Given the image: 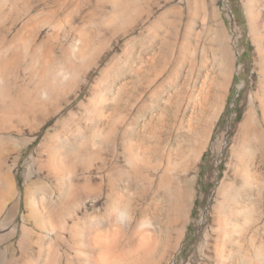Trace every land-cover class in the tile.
Listing matches in <instances>:
<instances>
[{"label":"bare ground","instance_id":"obj_1","mask_svg":"<svg viewBox=\"0 0 264 264\" xmlns=\"http://www.w3.org/2000/svg\"><path fill=\"white\" fill-rule=\"evenodd\" d=\"M172 2L0 0V127L8 134L0 143V229L12 241L3 249L17 264H163L175 249L189 194L178 171L183 161L175 160L185 152L183 145L173 146L182 121L171 100H192L196 83L208 82L212 58L222 63L216 32L225 20L217 9L190 0L188 26L176 30L170 42L152 19L155 13L161 21L176 12L184 17ZM6 6L10 11L4 14ZM245 10L255 78L238 125L241 153L231 187L246 192L217 220L219 233L210 239L203 264H264V178L253 169L264 149V0H250ZM88 24L107 33L101 34L111 43L121 41L123 58L142 44L147 97L155 106L144 101L136 108L140 98L126 100L125 85L112 93L114 84L138 68L131 58L128 71L115 57L81 84V77L90 78L102 63L108 46L95 39L99 35L103 42L104 36H94ZM66 36L72 46L64 43ZM109 70H115L113 82L107 79ZM186 80L190 85L183 91ZM169 87L172 98L156 117L157 124L169 126V143L162 156L141 155L133 141L155 121L141 120L161 107ZM125 102L131 107L127 112ZM34 143L27 172L21 174L20 154ZM139 238L143 250L134 248Z\"/></svg>","mask_w":264,"mask_h":264},{"label":"rangeland","instance_id":"obj_2","mask_svg":"<svg viewBox=\"0 0 264 264\" xmlns=\"http://www.w3.org/2000/svg\"><path fill=\"white\" fill-rule=\"evenodd\" d=\"M127 1L136 4L137 2H140L139 4H141V0ZM197 1H199L198 4L202 3L199 5L207 8V10L210 8V11L214 10L213 8L217 9V12H219L225 20V25H221L222 27L218 28L216 32L218 33V40L220 41L219 43L223 51V61L221 63L220 58L216 56V58H212V71L210 70L209 72V78L207 82L208 84L206 83L205 85L202 79L198 81L193 91L194 96L192 100H188L186 103H182L179 98L178 100H176V96H173L172 98L174 92L170 89V87L167 88L164 91V101L161 100L160 102L161 107L156 112L154 111L156 109H151L149 115L141 120L143 123L155 120L154 123L152 124V126L143 129L141 131L142 133L140 134V137L138 139H134L133 141V144L135 145L137 150L139 151L141 149V152L139 151L141 155L143 154L144 156L154 157L162 156V152L164 151L163 149H165L167 144L169 143V134L168 132H166L169 126H164L163 122V125L157 124L158 121H156V117H159L162 108L166 106V102L168 103V100L172 98V109L173 111L177 110L179 112V118L182 121L181 123L183 124V126L181 124V128L178 127V130L176 129V132H179V134L176 133L178 136L175 141H173V146L174 149H176L179 146L181 147L183 145L182 148H184L185 152V156L175 157V160L178 161V164L183 161L180 165H178V171H181V173L183 172L181 185L184 186V188L187 190V193L189 194V204L185 221L184 223L179 225L181 235L179 236L177 245L175 249L169 253L167 261H165V263L163 264H203L204 258L208 251V243L210 239L216 233H219V230L218 232L216 230L217 220L226 217L223 214L227 213L226 210L228 207V203L233 204L238 200L240 201L241 194L246 192L245 188L241 189L240 191L237 190V192L232 189L231 175H233V173L235 172V166L237 165L236 160L238 159L237 157L240 156V154L238 153H241L239 151V147L237 148V146H239V143L237 142L240 139V126L238 125L241 123L245 116L247 102L251 100L250 92L253 86V80L255 78V73L253 70L255 67V56L252 52L255 48L250 38L248 17L245 10V5L248 4L250 0ZM189 2L190 0H173L172 2V7L175 8L174 11L176 10L175 6H177L178 9L182 8V13H184L185 11V13L183 14L184 17L179 16L175 11V16L172 13L171 17L165 19L167 21H161L160 19H158L159 13L154 14L152 19V21H154L152 23L155 24L154 29L157 32L161 33V35L166 37L168 41H173L176 30H184L188 26L187 21L189 20H187L186 18L187 14L188 16L190 15V9L188 7ZM5 10L6 11H4V14L10 11V7L6 6ZM108 14L110 13L105 11L103 15L107 17ZM156 19H158L157 22ZM168 19L172 20L169 21ZM80 25L83 26L82 23ZM88 26V29L93 33L94 36H97L98 33H100L99 30L95 28L97 27L95 24H88ZM92 26L93 28H95L94 30ZM101 33L100 35H108L107 33ZM105 35H102V37L104 36L103 42L100 41L101 39L99 40V38H101L98 37L99 35L95 38L98 39L99 42H101L100 44L105 43V47L108 45L105 49V57H103L104 60L97 69L91 72L90 78L86 76H84L85 78L81 77V84H84L86 78L88 80L91 79L89 80L91 82L92 79L98 76L100 74L99 72L108 65L106 63H110L111 59L115 57L121 58L120 65L122 64V67L120 66V69H125L127 71L129 70L128 61L131 60L130 63L134 62L136 64V68L138 67V70L136 69L133 72H130V70V74H127V78L125 76L123 80H120L116 84H114V86H116L114 88L118 89L120 86L125 85L124 91H126V100H129L130 98H132V96V99L140 98L139 102L136 105V108L142 106L144 101L148 102L149 104L151 103L149 107L155 106V101H151L149 97H147L149 96V93L147 83L144 78L145 76H147V73L144 72L142 66L143 61H147L148 59L146 58L147 55H145L144 50L142 49V44L140 46H138L139 44H137V46H134L132 51L133 57L130 55L129 59H131L129 60L128 57L123 58L119 55L122 49L121 41L117 44L115 43L116 41L111 43L112 41H108V39L106 38L107 36L105 37ZM63 41L67 45L72 46L73 41L70 37L66 36ZM98 41L95 40L93 42V45H99ZM145 42L149 43L151 41L148 38L145 39ZM114 46L115 50L113 51ZM111 49L112 51H110ZM134 49L135 51L137 49V51L135 52ZM106 50L108 51L106 52ZM161 50L163 52L164 49L161 48ZM125 66H127V68ZM136 72L138 73L137 75ZM106 74L107 79L111 80L110 82H113L115 78V70L113 72H110L109 70L108 72H106ZM111 74L114 75L111 76ZM211 78L213 80H211ZM189 82V80H186V82H184V85L182 84L183 91L189 88ZM2 88L4 87H0V89ZM111 89L112 93H115V91L117 92V89ZM207 95L208 97H206ZM146 98L148 100H146ZM179 104L181 105L179 106ZM130 109L131 107L130 105H128V103H123V110L125 112ZM164 121L166 122V118H164ZM153 125H155V127H153ZM161 126L163 128H161ZM147 134H150L152 137ZM7 136V131H4L1 126L0 143L6 140ZM145 136L146 138L148 137L147 140L146 138L143 139V137ZM158 137H160V140L158 139ZM37 144L38 143H34L30 148L25 149L24 152L21 153L22 155L20 154L21 160L19 163V170L21 174L27 172L26 162L32 155L33 150L35 149ZM110 156H113V154H111ZM247 156H252V153L248 151ZM256 156V160L253 162L255 163L254 165L256 166V168L254 167L253 169L258 171V174L261 176V178H264V149H260ZM231 231L232 229H230L229 234H233L231 236L236 238L237 234H234ZM6 234L7 232L3 233L0 229V264H17L18 261L16 260V257L11 256L6 250L3 249L5 246L9 245L12 242L11 240H8L6 238ZM140 242V238L136 240L134 248H140ZM131 248H133V246ZM142 248L143 247L141 246L140 249L143 250L144 248Z\"/></svg>","mask_w":264,"mask_h":264}]
</instances>
